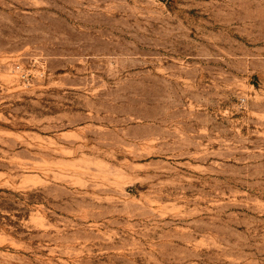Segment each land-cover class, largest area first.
<instances>
[{
    "label": "rangeland",
    "instance_id": "1",
    "mask_svg": "<svg viewBox=\"0 0 264 264\" xmlns=\"http://www.w3.org/2000/svg\"><path fill=\"white\" fill-rule=\"evenodd\" d=\"M0 264H264V0H0Z\"/></svg>",
    "mask_w": 264,
    "mask_h": 264
}]
</instances>
